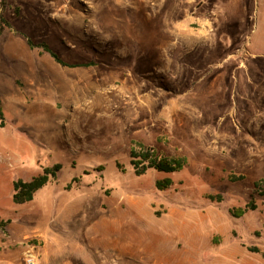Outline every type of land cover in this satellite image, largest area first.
Masks as SVG:
<instances>
[{
  "label": "rangeland",
  "instance_id": "374dc122",
  "mask_svg": "<svg viewBox=\"0 0 264 264\" xmlns=\"http://www.w3.org/2000/svg\"><path fill=\"white\" fill-rule=\"evenodd\" d=\"M3 13L0 264L26 251L38 264H264L248 250L264 251V0H7ZM137 145L187 163L137 174ZM57 163L15 202V181Z\"/></svg>",
  "mask_w": 264,
  "mask_h": 264
},
{
  "label": "trees",
  "instance_id": "16d2710c",
  "mask_svg": "<svg viewBox=\"0 0 264 264\" xmlns=\"http://www.w3.org/2000/svg\"><path fill=\"white\" fill-rule=\"evenodd\" d=\"M7 5V0H0V34L4 28V25H7L8 22L4 16V10ZM30 44L34 46L32 41L30 40ZM43 47L47 52H49L58 62L66 65L67 63L63 61L54 51H52L48 45L44 44ZM70 65V64H69ZM4 111L2 105V99L0 96V126H4ZM132 164L135 168V172L137 174H142L146 171L148 167H153L159 171L165 172H173L183 168V166L187 163L186 158L184 157H169L162 155L157 152L152 147H145L143 145H137L132 148L131 151ZM62 168L60 163L55 164L53 167L45 168L44 172L38 176L33 177L30 181H24L19 179L14 182V200L17 203H25L27 201H31L34 197V193L44 186L51 178H56L57 172ZM245 178L244 175L239 176H231L230 179L232 181L241 180ZM172 185V180L170 178L159 180L156 183L158 189L163 190L167 189ZM259 182L255 183L257 187ZM212 200H216L218 202L222 201V195H210ZM256 204L254 199H251L249 203H247L244 207H239L235 210H231V213L234 217L243 216L248 210L256 209ZM10 223V220L0 219V230H5L6 225ZM248 250L255 253H261L264 258V251L257 246H249Z\"/></svg>",
  "mask_w": 264,
  "mask_h": 264
},
{
  "label": "built area",
  "instance_id": "2783aa9c",
  "mask_svg": "<svg viewBox=\"0 0 264 264\" xmlns=\"http://www.w3.org/2000/svg\"><path fill=\"white\" fill-rule=\"evenodd\" d=\"M20 264H38V256L32 251H26Z\"/></svg>",
  "mask_w": 264,
  "mask_h": 264
},
{
  "label": "crops",
  "instance_id": "0c3cea01",
  "mask_svg": "<svg viewBox=\"0 0 264 264\" xmlns=\"http://www.w3.org/2000/svg\"><path fill=\"white\" fill-rule=\"evenodd\" d=\"M10 220V223H11V219ZM5 243V245H4ZM9 249H7V245H6V241H3V242H0V261H3L4 259H2L5 255L4 254H7L6 252H8ZM3 264H6V263H3Z\"/></svg>",
  "mask_w": 264,
  "mask_h": 264
}]
</instances>
